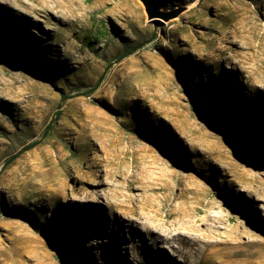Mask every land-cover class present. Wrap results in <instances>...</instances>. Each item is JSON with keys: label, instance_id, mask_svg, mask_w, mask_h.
<instances>
[{"label": "rangeland", "instance_id": "obj_1", "mask_svg": "<svg viewBox=\"0 0 264 264\" xmlns=\"http://www.w3.org/2000/svg\"><path fill=\"white\" fill-rule=\"evenodd\" d=\"M153 1L0 0V264H264V0Z\"/></svg>", "mask_w": 264, "mask_h": 264}, {"label": "bare ground", "instance_id": "obj_2", "mask_svg": "<svg viewBox=\"0 0 264 264\" xmlns=\"http://www.w3.org/2000/svg\"><path fill=\"white\" fill-rule=\"evenodd\" d=\"M263 74H264V70H263ZM262 85L263 82L261 81L260 82ZM259 88H262V86H259ZM256 177L254 176H250V177H246L245 178V181H246V184L245 185V188L249 189L250 188V183L256 181ZM142 202H139V205H141ZM185 217L186 220H183L182 221V224L184 225V227H187V228H190V227H193V224L190 223V219H191V214L188 213V212H185L183 211L181 213V218ZM126 218V217H125ZM128 218V217H127ZM130 220H134V218H131ZM145 230L150 228L152 230H150V233H149V236H150V239H154L155 241H160V242H163L165 244H167V242L173 240L175 237H178L181 235L180 232H178L175 236H163L162 234L158 233L157 231H155V229H153L154 226H151L149 223H142ZM200 224L202 225H207L208 226V231H210V236L212 234H214L215 232V229L213 227H211L208 222H207V219H201L200 221ZM193 228H195L197 230V227L194 226ZM249 230H251L252 232H255V228L254 227H249L248 228ZM174 235V234H173ZM184 236V237H183ZM182 237V240L181 242H183V245H186L185 247H174V249L172 248V252L173 253V256H176V255H180L181 257H183V259L186 261H188L190 258L193 259L195 261V257L197 255H199L198 259L196 260L197 262L199 263H202V262H206V261H212V258H213V255L212 253L210 252H207L205 249H199L198 247H193L192 245L195 244L197 242V239L196 237H185V235H183ZM170 244V242H169ZM170 249H171V244L169 245ZM214 259V258H213Z\"/></svg>", "mask_w": 264, "mask_h": 264}, {"label": "water", "instance_id": "obj_3", "mask_svg": "<svg viewBox=\"0 0 264 264\" xmlns=\"http://www.w3.org/2000/svg\"><path fill=\"white\" fill-rule=\"evenodd\" d=\"M137 1L140 3L147 19L161 15L164 17L165 21H170L173 19H177L179 13L185 10V9H179L178 11L171 13V15L170 14L168 15L166 13L160 12L157 7V4L153 0H137ZM197 114L199 117H202V115L198 111H197ZM227 140L235 149L237 150L239 149L245 154H247V152L244 149H242L239 145H237L232 139L227 138Z\"/></svg>", "mask_w": 264, "mask_h": 264}, {"label": "trees", "instance_id": "obj_4", "mask_svg": "<svg viewBox=\"0 0 264 264\" xmlns=\"http://www.w3.org/2000/svg\"><path fill=\"white\" fill-rule=\"evenodd\" d=\"M95 36L97 37V39H98V37H101V36L106 37V36H108L107 30L101 27V28L98 29V32L95 34ZM87 43H88V46L91 47L90 42L88 41ZM136 49L137 48L135 46H129V47L123 48V51L118 55V57L115 59V61L121 60L123 57H125V56H127L129 54H132ZM94 52H96V50H94ZM3 54L8 56L9 58H13V59L17 58L16 55H14V54L11 55L8 52H4L3 51ZM61 99L65 100L66 96H61ZM49 128H51V126L45 128V130L42 131L41 134L44 135V136H48V132H49L48 129ZM36 144H37V142H32L27 147H25L24 150L30 149V148L34 147ZM15 157H16V155H14L13 158H15Z\"/></svg>", "mask_w": 264, "mask_h": 264}]
</instances>
